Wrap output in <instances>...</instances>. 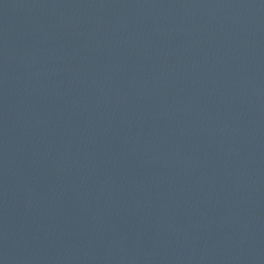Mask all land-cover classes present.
<instances>
[{
    "label": "water",
    "instance_id": "95a60500",
    "mask_svg": "<svg viewBox=\"0 0 264 264\" xmlns=\"http://www.w3.org/2000/svg\"><path fill=\"white\" fill-rule=\"evenodd\" d=\"M0 264H264V0H0Z\"/></svg>",
    "mask_w": 264,
    "mask_h": 264
}]
</instances>
